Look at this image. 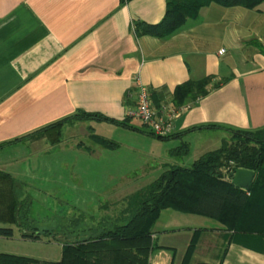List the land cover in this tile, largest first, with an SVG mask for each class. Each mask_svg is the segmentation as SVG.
<instances>
[{
	"label": "crops",
	"instance_id": "0c3cea01",
	"mask_svg": "<svg viewBox=\"0 0 264 264\" xmlns=\"http://www.w3.org/2000/svg\"><path fill=\"white\" fill-rule=\"evenodd\" d=\"M165 10L166 0H0V144H5L0 160L60 154L67 148L62 135L52 143L45 132H34L78 110L123 120L126 93L136 76L153 105L165 111L175 109L171 100L177 85L206 76L212 77L211 85L225 81L185 101L189 107L173 119L168 139L150 135L131 119L129 127L103 121L144 139L153 149L142 152L161 168L175 163L169 161V149L160 154L157 148L191 135L223 139L226 134L217 127L192 128L264 127V2L254 9L210 3L169 36L134 34V21L158 23ZM85 122L64 124L61 132ZM71 146L89 157L96 152L87 145ZM195 230L201 231L186 261ZM152 232L149 264H264V253L241 238L229 241L230 232L211 218L166 208ZM56 249L53 260L43 261H57L61 244Z\"/></svg>",
	"mask_w": 264,
	"mask_h": 264
},
{
	"label": "trees",
	"instance_id": "16d2710c",
	"mask_svg": "<svg viewBox=\"0 0 264 264\" xmlns=\"http://www.w3.org/2000/svg\"><path fill=\"white\" fill-rule=\"evenodd\" d=\"M263 2L166 0L165 14L160 22L149 24L134 21L132 31L137 36L163 38L179 29L187 19L196 18L199 10L210 3L254 9ZM211 82L212 77L206 76L177 85L172 94L173 108L179 109L186 100L195 101L205 96L211 87H217L225 81L213 85ZM128 103L130 100L126 95L125 104ZM155 105L157 110H161ZM130 119L132 117L125 116L119 121L97 112L78 110L34 133L45 132L50 142L56 143L60 140L62 125L67 123L95 120L129 127L127 121ZM214 127L223 129L230 136L229 139L223 138L218 148L203 153L189 166L170 165L151 182L128 194L117 214L99 221L95 219L89 226L71 231L70 239L60 243L61 255L57 261L46 262L28 256L0 253V264H149L150 251L154 246L152 227L160 212L166 208L214 219L230 232L229 241H240L241 238L244 245L264 253V127L243 130L208 124L192 129ZM144 131L158 139L172 136L158 137L146 128ZM90 136L100 147L111 149L118 146V143L92 131ZM4 145L0 144V147ZM187 152L188 144L181 141L170 150V155L181 157ZM235 168L255 172L249 190L238 188L231 182L228 172ZM16 186L15 179L0 170V222L15 225L21 230L23 239L35 241L41 240L43 234L53 236L52 231L39 230L36 226L30 216V201L17 197ZM200 231H194L186 250V261L193 253ZM12 235L11 227L0 226V236L9 238Z\"/></svg>",
	"mask_w": 264,
	"mask_h": 264
},
{
	"label": "rangeland",
	"instance_id": "374dc122",
	"mask_svg": "<svg viewBox=\"0 0 264 264\" xmlns=\"http://www.w3.org/2000/svg\"><path fill=\"white\" fill-rule=\"evenodd\" d=\"M131 123L145 129L136 118L131 119ZM84 124L91 128H84L85 125L77 129L65 127L61 135L67 148L60 154L47 157L38 154L34 160H0L2 169L17 175H12L17 184L16 195L29 199L30 216L36 226L53 233L51 237L43 234L41 240L23 239L21 230L15 225L0 222V226L13 230L12 237L0 236V253L53 260L58 253L57 244L70 239V234L89 226L93 220L117 214L129 193L148 184L170 166L161 168L157 161L147 160L142 151L153 148L127 130L103 121L90 120ZM91 131L118 146L100 147L91 140ZM222 137L191 135L182 140L188 144L187 154L170 155L169 161L189 166L203 153L218 148ZM229 137L227 133L224 135L225 139ZM76 143L96 148L94 156L77 151L71 146ZM180 143L157 149L163 154Z\"/></svg>",
	"mask_w": 264,
	"mask_h": 264
},
{
	"label": "built area",
	"instance_id": "2783aa9c",
	"mask_svg": "<svg viewBox=\"0 0 264 264\" xmlns=\"http://www.w3.org/2000/svg\"><path fill=\"white\" fill-rule=\"evenodd\" d=\"M224 49L218 51L222 54ZM130 103L126 104V116L138 119L153 135L164 137L170 135L173 129V119L179 111L187 109L184 105L179 109L165 111L157 110L150 97L148 88L143 85L138 77H134L131 88L126 93Z\"/></svg>",
	"mask_w": 264,
	"mask_h": 264
},
{
	"label": "water",
	"instance_id": "95a60500",
	"mask_svg": "<svg viewBox=\"0 0 264 264\" xmlns=\"http://www.w3.org/2000/svg\"><path fill=\"white\" fill-rule=\"evenodd\" d=\"M255 172L245 168H235L229 170L228 177L231 182L238 188L245 191L249 190L252 180L254 178Z\"/></svg>",
	"mask_w": 264,
	"mask_h": 264
}]
</instances>
